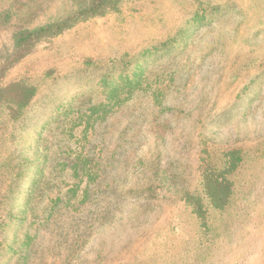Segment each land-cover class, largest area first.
I'll list each match as a JSON object with an SVG mask.
<instances>
[{
    "label": "rangeland",
    "instance_id": "rangeland-1",
    "mask_svg": "<svg viewBox=\"0 0 264 264\" xmlns=\"http://www.w3.org/2000/svg\"><path fill=\"white\" fill-rule=\"evenodd\" d=\"M77 7L0 0V72L14 32ZM232 149L234 194L206 230L185 196L201 156ZM0 264H264V0H121L10 68Z\"/></svg>",
    "mask_w": 264,
    "mask_h": 264
},
{
    "label": "trees",
    "instance_id": "trees-1",
    "mask_svg": "<svg viewBox=\"0 0 264 264\" xmlns=\"http://www.w3.org/2000/svg\"><path fill=\"white\" fill-rule=\"evenodd\" d=\"M73 2H77L78 7L69 11L66 17L55 20L46 26L35 29L22 28L13 33L14 50L4 58L0 72V83L2 77L10 68L34 51L37 42L41 38L66 31L83 19L103 15L107 10H115L121 0H83L82 3L73 0ZM35 93V87L32 84L27 85L17 102L13 116H9L7 119H18ZM241 152V149H232L222 152L217 158L215 156L213 158L208 154L200 158L202 179L199 181L198 187L186 194L185 200L193 208L194 213L197 214L201 226H207L206 230L210 227L209 210H211V207L224 210L231 203L234 194L232 176L243 162Z\"/></svg>",
    "mask_w": 264,
    "mask_h": 264
}]
</instances>
